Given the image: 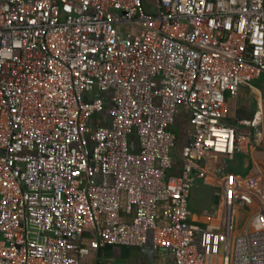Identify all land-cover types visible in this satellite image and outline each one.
I'll return each instance as SVG.
<instances>
[{
	"label": "built area",
	"instance_id": "built-area-1",
	"mask_svg": "<svg viewBox=\"0 0 264 264\" xmlns=\"http://www.w3.org/2000/svg\"><path fill=\"white\" fill-rule=\"evenodd\" d=\"M263 73L264 0H0V264H89L150 242L174 264H264L260 200L263 226L240 233L238 189L219 225L189 206L201 161L253 142L225 122L226 94ZM180 106L192 139L174 175Z\"/></svg>",
	"mask_w": 264,
	"mask_h": 264
},
{
	"label": "crops",
	"instance_id": "crops-1",
	"mask_svg": "<svg viewBox=\"0 0 264 264\" xmlns=\"http://www.w3.org/2000/svg\"><path fill=\"white\" fill-rule=\"evenodd\" d=\"M189 111L180 106L176 122L179 127L177 145L173 151V167L169 174L178 175L182 168L181 148L192 139V126L189 122ZM259 115L256 126L243 124ZM225 122L235 126L239 132L249 133L253 142L247 144L244 150H237L233 159L220 156L217 161L208 159L200 163L206 172V177L199 179L193 186L189 196V206L192 220L202 226L219 225L222 219V194L224 189H238L242 197L236 211L235 233L245 229H256L263 225L255 219L256 201L264 204V73L251 84H243L236 94H226ZM174 130V126H173ZM175 131V130H174ZM176 132V131H175ZM230 172V173H229ZM249 181L255 186L250 188ZM167 203H161L157 221L166 223L163 209ZM241 216L244 217L242 222ZM125 201L121 205V219L130 221ZM95 238L93 229H86L81 243L89 245ZM86 263L101 262L104 264H174V256L170 249L156 247L152 242L144 247L123 245H107L100 251L97 260L95 254L84 258Z\"/></svg>",
	"mask_w": 264,
	"mask_h": 264
},
{
	"label": "rangeland",
	"instance_id": "rangeland-1",
	"mask_svg": "<svg viewBox=\"0 0 264 264\" xmlns=\"http://www.w3.org/2000/svg\"><path fill=\"white\" fill-rule=\"evenodd\" d=\"M92 124H93V123H91V125H92ZM174 130L178 133V132H179V127H177L176 125H174ZM132 138H133V140L136 139L135 134L132 135ZM198 183H199V182H198ZM198 183H197V184H198ZM197 184H196V185H197ZM244 219H245V218L241 216V219H240V220L242 221V222H240L241 224L244 222Z\"/></svg>",
	"mask_w": 264,
	"mask_h": 264
},
{
	"label": "water",
	"instance_id": "water-1",
	"mask_svg": "<svg viewBox=\"0 0 264 264\" xmlns=\"http://www.w3.org/2000/svg\"><path fill=\"white\" fill-rule=\"evenodd\" d=\"M206 160H202L201 163H204ZM230 173V172H229Z\"/></svg>",
	"mask_w": 264,
	"mask_h": 264
},
{
	"label": "trees",
	"instance_id": "trees-1",
	"mask_svg": "<svg viewBox=\"0 0 264 264\" xmlns=\"http://www.w3.org/2000/svg\"><path fill=\"white\" fill-rule=\"evenodd\" d=\"M177 133V132H176ZM177 141H178V139H177Z\"/></svg>",
	"mask_w": 264,
	"mask_h": 264
}]
</instances>
